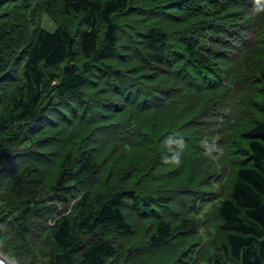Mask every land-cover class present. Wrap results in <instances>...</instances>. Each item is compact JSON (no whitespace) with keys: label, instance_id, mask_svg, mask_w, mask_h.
I'll list each match as a JSON object with an SVG mask.
<instances>
[{"label":"trees","instance_id":"16d2710c","mask_svg":"<svg viewBox=\"0 0 264 264\" xmlns=\"http://www.w3.org/2000/svg\"><path fill=\"white\" fill-rule=\"evenodd\" d=\"M0 248L264 264V0H0Z\"/></svg>","mask_w":264,"mask_h":264},{"label":"rangeland","instance_id":"374dc122","mask_svg":"<svg viewBox=\"0 0 264 264\" xmlns=\"http://www.w3.org/2000/svg\"><path fill=\"white\" fill-rule=\"evenodd\" d=\"M43 26L48 31H54L56 28V24L54 23V21L47 15L44 17ZM157 253L159 254V256L164 255L163 252H161V251H157ZM0 254L2 256H4L7 260L13 262L14 264H22V262L20 261V256H12L11 257V255L5 254L1 248H0ZM155 256H156V254H155ZM25 261H26V263H23V264H29L31 259L26 257Z\"/></svg>","mask_w":264,"mask_h":264},{"label":"water","instance_id":"95a60500","mask_svg":"<svg viewBox=\"0 0 264 264\" xmlns=\"http://www.w3.org/2000/svg\"><path fill=\"white\" fill-rule=\"evenodd\" d=\"M0 264H14V263L7 260L4 256L0 254Z\"/></svg>","mask_w":264,"mask_h":264}]
</instances>
